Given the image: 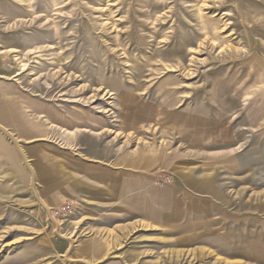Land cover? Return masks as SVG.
<instances>
[{
	"label": "rangeland",
	"instance_id": "obj_1",
	"mask_svg": "<svg viewBox=\"0 0 264 264\" xmlns=\"http://www.w3.org/2000/svg\"><path fill=\"white\" fill-rule=\"evenodd\" d=\"M140 143L186 152L230 198L241 192L255 232L264 218V0H0V169L10 168L6 149L26 174L0 179V264H67V241L71 253L86 234L90 224H74L89 213L77 199L72 214H51V175L60 179L62 165L49 160L99 151L106 162ZM168 172H156L157 184L158 174L172 181ZM174 246L154 234L153 255L170 264H264V250L237 254L229 240Z\"/></svg>",
	"mask_w": 264,
	"mask_h": 264
},
{
	"label": "crops",
	"instance_id": "obj_2",
	"mask_svg": "<svg viewBox=\"0 0 264 264\" xmlns=\"http://www.w3.org/2000/svg\"><path fill=\"white\" fill-rule=\"evenodd\" d=\"M140 146L124 150L114 159L108 157L106 162L95 160L105 154L99 151L58 154L49 160L52 166L62 165L61 180L57 171L51 175L48 200L55 203L53 207L77 199L80 206L89 209L74 223L90 225L72 245L71 253L67 241V264L76 260L79 264H170V256L153 255L154 234L166 250L171 240L175 249H212L229 240L241 245L242 251H234L237 254L251 257L249 253L255 247L263 252L264 218L261 224L259 218L255 219V232L250 233L247 204L245 198L241 200V192L230 198L221 180L189 164L186 152H173L169 157L162 146L155 150L151 145ZM2 154L10 168L0 169V179L24 181L26 174L16 156L6 149ZM164 168L173 178L160 186L156 172ZM38 173L48 177L47 170L38 169ZM105 207L109 213H103ZM262 210L263 206L257 205L255 214ZM110 218L114 219L112 225L106 223Z\"/></svg>",
	"mask_w": 264,
	"mask_h": 264
},
{
	"label": "built area",
	"instance_id": "obj_3",
	"mask_svg": "<svg viewBox=\"0 0 264 264\" xmlns=\"http://www.w3.org/2000/svg\"><path fill=\"white\" fill-rule=\"evenodd\" d=\"M170 181H171L170 176L158 174L159 184L163 185V184L168 183ZM51 209H52L51 214L54 217L68 216V215L72 214L73 211L75 210V201L74 200H64V201L60 202V204H58L57 206L52 207Z\"/></svg>",
	"mask_w": 264,
	"mask_h": 264
}]
</instances>
